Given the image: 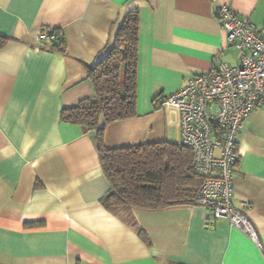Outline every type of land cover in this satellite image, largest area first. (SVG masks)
<instances>
[{
	"label": "crops",
	"instance_id": "1",
	"mask_svg": "<svg viewBox=\"0 0 264 264\" xmlns=\"http://www.w3.org/2000/svg\"><path fill=\"white\" fill-rule=\"evenodd\" d=\"M220 3L264 32V0H0V264H264V101L239 128L232 196L262 248L201 205L107 209L94 132L60 119L94 95L87 68L137 9L136 113L108 124L104 144L180 143L177 110L154 98L239 63ZM52 30L64 51L39 40Z\"/></svg>",
	"mask_w": 264,
	"mask_h": 264
},
{
	"label": "built area",
	"instance_id": "2",
	"mask_svg": "<svg viewBox=\"0 0 264 264\" xmlns=\"http://www.w3.org/2000/svg\"><path fill=\"white\" fill-rule=\"evenodd\" d=\"M214 16L229 44L241 52L239 63H221L208 72L192 74L179 89L156 95L154 104L177 110L180 144L192 151L195 170L207 175L194 204L206 207L213 218H227L262 248L253 222L234 206L232 196L239 128L247 114L264 101V32L223 3L216 6ZM38 38L44 42L52 36L42 31Z\"/></svg>",
	"mask_w": 264,
	"mask_h": 264
},
{
	"label": "trees",
	"instance_id": "3",
	"mask_svg": "<svg viewBox=\"0 0 264 264\" xmlns=\"http://www.w3.org/2000/svg\"><path fill=\"white\" fill-rule=\"evenodd\" d=\"M138 29V10H129L110 47L87 68L94 95L62 109L60 119L94 132L100 165L110 184L101 199L107 209L194 204L207 175L195 170L189 148L167 140L114 148L104 144L103 131L108 124L136 113ZM49 33L61 42L52 41L47 49L64 51L62 33ZM5 41L0 35V47ZM138 234L144 238L141 230Z\"/></svg>",
	"mask_w": 264,
	"mask_h": 264
},
{
	"label": "rangeland",
	"instance_id": "4",
	"mask_svg": "<svg viewBox=\"0 0 264 264\" xmlns=\"http://www.w3.org/2000/svg\"><path fill=\"white\" fill-rule=\"evenodd\" d=\"M170 142H172V141H170Z\"/></svg>",
	"mask_w": 264,
	"mask_h": 264
}]
</instances>
